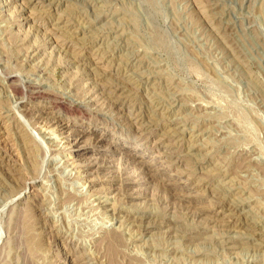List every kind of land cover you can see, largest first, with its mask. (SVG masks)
Masks as SVG:
<instances>
[{"label":"rangeland","instance_id":"1","mask_svg":"<svg viewBox=\"0 0 264 264\" xmlns=\"http://www.w3.org/2000/svg\"><path fill=\"white\" fill-rule=\"evenodd\" d=\"M0 264H264V0H0Z\"/></svg>","mask_w":264,"mask_h":264},{"label":"bare ground","instance_id":"2","mask_svg":"<svg viewBox=\"0 0 264 264\" xmlns=\"http://www.w3.org/2000/svg\"><path fill=\"white\" fill-rule=\"evenodd\" d=\"M36 87H37V85H35V84L26 85L25 89H23L22 92L23 93H27L29 95L30 94L31 95L32 94L33 95H37L39 91L37 90ZM17 91H18V89H17ZM57 127H58L57 129H59V131L62 130V133L63 134H66V130H64L65 128H64L63 125H61V124L58 123ZM75 132L76 131H73V132L71 131V133L70 132L67 133V135H65V138L68 139V140H70L74 136L73 139L76 140L75 142L80 141V140H78V138L81 137V136H83L84 133L82 131L81 132L79 131L80 133H79L78 137H76ZM107 156L108 155L106 153H103V154L102 153H99V155H97L96 157H92V158L90 157L86 161H83L82 162V161H80V159H77L76 162H79V163H77V165L85 167V171L86 170L88 171V167L89 166H92V165L93 166L96 165V169L97 170H104L106 173H109V174L116 173V170L119 169V171L121 172V174H125V176H126L124 179H122V182H121V185H123L124 188H130L132 186V184L138 183V182H141L142 181L141 179L143 177L140 178L139 176L138 177L136 176L135 178H133V176H131L128 172L125 171L126 170V166L125 167L118 166V165L112 163V160L113 159L110 160V159L107 158ZM72 164H73V162H72ZM144 168H145L144 170L146 171V174H148L150 178L157 175V173L152 172V170L150 169V166L145 165ZM89 171H91V170H89ZM136 191L131 190V192L129 194H131L132 197H134V196H136V197L140 196L139 194H137ZM136 218H138V220H137L138 221V225L142 226L143 229L144 228L147 229V228H149L150 226L153 225V224H150L149 223L148 225L145 226V224H144V218H146V216H143V215L141 216L140 215V216H138Z\"/></svg>","mask_w":264,"mask_h":264}]
</instances>
